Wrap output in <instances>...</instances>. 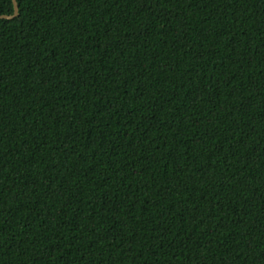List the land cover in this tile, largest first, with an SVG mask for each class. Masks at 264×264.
Instances as JSON below:
<instances>
[{"label":"trees","instance_id":"1","mask_svg":"<svg viewBox=\"0 0 264 264\" xmlns=\"http://www.w3.org/2000/svg\"><path fill=\"white\" fill-rule=\"evenodd\" d=\"M17 3L0 264H264V0Z\"/></svg>","mask_w":264,"mask_h":264},{"label":"water","instance_id":"2","mask_svg":"<svg viewBox=\"0 0 264 264\" xmlns=\"http://www.w3.org/2000/svg\"><path fill=\"white\" fill-rule=\"evenodd\" d=\"M13 3H14V13L13 14H1L0 15V19H2V18L11 19V18H14L15 16L18 15V13H19V6H18V3H17V0H13Z\"/></svg>","mask_w":264,"mask_h":264}]
</instances>
